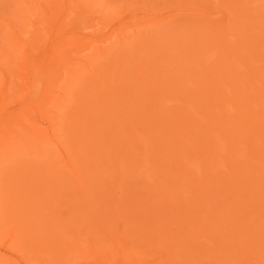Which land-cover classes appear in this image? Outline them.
Here are the masks:
<instances>
[{
  "label": "rangeland",
  "instance_id": "1",
  "mask_svg": "<svg viewBox=\"0 0 264 264\" xmlns=\"http://www.w3.org/2000/svg\"><path fill=\"white\" fill-rule=\"evenodd\" d=\"M19 13L24 17L17 19ZM5 33L7 41L11 40L6 45L2 41ZM0 54L4 55L3 59L0 57V264H227L220 254L214 259L212 253H206L208 243L214 241L211 233L217 229L221 231L219 227L223 228L226 223L220 234H226L231 244L238 239L240 245L232 254L236 256L234 264H264V110H261L264 108V0L258 5L252 0H0ZM96 76L100 80L90 85L89 81ZM211 77L214 81L208 83ZM27 80L31 81L30 85L37 83L40 88L33 98L24 90ZM205 81L212 85L208 87ZM226 85L233 93L225 90ZM146 86H149V94H143V90H148ZM31 89L33 92V87ZM95 97L99 101H95L96 104ZM246 110H250L249 113ZM251 111L255 115L250 114ZM235 112L241 113L242 117ZM20 120L23 126H19ZM185 122L189 124L184 126ZM157 124L161 126L158 132ZM223 127V130L228 128L227 133L222 131ZM73 128L75 132L72 133ZM194 130L197 134L191 138L190 132H196ZM245 131H248V137ZM214 132L219 140L215 139ZM253 135H261L260 139L255 137L261 141L258 143ZM197 137L201 144L193 141ZM139 138L144 142H139ZM29 142L34 150L28 147ZM141 143L149 146L147 153ZM112 148L116 149L113 151ZM168 151L169 154L162 158ZM34 161L41 165L40 168ZM100 161H103L102 165ZM161 161L164 168L160 166ZM64 173L67 179L57 180L59 174L63 178ZM78 177L83 183L77 181ZM99 180L103 183L100 184L101 192L95 193L94 187ZM80 184L89 192L86 201H99L98 212L103 214L94 216V221L92 214L86 217L77 213L85 199L75 197L76 189L67 196L71 187L76 185L79 189ZM150 189L155 191L151 193ZM53 195L61 197L55 199ZM149 198L160 200L153 203ZM253 198L258 202L254 203ZM203 200H210L206 207L200 206ZM54 201L55 206L52 205ZM136 206L146 209L142 211L143 216L126 222V217L133 215ZM211 206L219 207L218 211L212 209L210 214ZM122 207L125 211H121ZM241 208L245 210L241 212ZM224 212L226 218L220 215ZM148 213H158L155 226L150 224L148 229L149 238L158 239L151 243L146 240L142 246L132 241V232L145 229V214ZM187 214L195 222L188 223L184 218ZM76 217L81 223L75 226ZM249 221L255 222L252 223L254 227ZM67 224L73 227L74 235L65 228L69 227ZM234 231H239L235 232L236 236H233ZM90 232H94L92 252L86 246L89 237L85 234L90 235ZM63 235L66 239L60 243L58 240L61 239L56 236ZM244 235L252 240L247 236L246 242ZM227 240L226 243H230ZM74 241L84 253L80 258L76 257V251L65 250L64 245ZM157 243L167 245L161 247ZM136 244L140 248H136ZM249 244L251 250L247 249ZM170 245L179 246L178 258H183L184 262L181 263L180 258L174 261L172 250H168ZM242 247L250 251L246 258L239 255ZM90 252L94 254L90 255ZM238 255L242 258L240 261Z\"/></svg>",
  "mask_w": 264,
  "mask_h": 264
},
{
  "label": "bare ground",
  "instance_id": "2",
  "mask_svg": "<svg viewBox=\"0 0 264 264\" xmlns=\"http://www.w3.org/2000/svg\"><path fill=\"white\" fill-rule=\"evenodd\" d=\"M151 1H152V0H151ZM259 2H262V0H252V3H254V4L257 3V5L259 4ZM249 4H250V3H249ZM260 4H262V3H260ZM21 11H23V10H21ZM217 12H218V11H217ZM217 12H216V13H217ZM20 14L22 15L23 13H19V15L17 14L18 17H17V15H14V16H16L17 19H18V18H22V17H24V16L20 17ZM214 14H215V13H214ZM218 14H219V12H218ZM14 16H13V17H14ZM215 16H218V15H215ZM14 19H16V18H14ZM21 20H22V19H21ZM7 23H8V22H7ZM5 25H7V24H5ZM8 26H10V25H8ZM10 27H12V25H11ZM177 27H178V26H177ZM203 28H207V27H203ZM10 29H11V28H10ZM174 29H175V28H174ZM180 29H181V28H180ZM181 30H182V29H181ZM201 30H202V29H201ZM211 30H212V29H211ZM257 30H258V29H257ZM260 30H261V29H260ZM10 31H12V30H10ZM162 31H163V30H162ZM226 31H227V30H226ZM5 32H6V31H5ZM165 32H166V31H165ZM202 32H203V31H202ZM210 32H211V31H210ZM2 33H3V32H2ZM8 33H9V32H8ZM13 33H14V32H13ZM183 33H184V32H183ZM189 33H190V32H189ZM196 33H197V32H196ZM204 33H205V32H204ZM208 33H209V32H208ZM223 33H224V32H223ZM158 34H159V33H158ZM198 34H199V33H198ZM206 34H207V33H206ZM209 34H210V33H209ZM209 34H208V35H209ZM224 35H225V34H224ZM3 36H4V35H3ZM152 36H153V35H152ZM214 36H215V35H214ZM177 37H178V36H177ZM3 38H4V37H3ZM157 38H158V37H157ZM167 38H168V37H167ZM224 38H225V37H224ZM235 38H236V37H235ZM5 39H6V40H5ZM141 39H142V38H141ZM169 39H170V38H169ZM177 39H178V38H177ZM189 39H190V38H189ZM7 40H8V36L6 37V33H5V38H4V40L2 39V41L5 42V45H6V44H9V43L11 42V40H10V41H7ZM83 40H85V39H83ZM163 40H164V39H163ZM163 40H162V42H163ZM181 40H182V39H181ZM190 40H191V39H190ZM211 40H212V39H211ZM223 40H224V39H223ZM2 41H1V42H2ZM86 41H87V40H86ZM236 41H237V39H236ZM8 42H9V43H8ZM145 42H146V41H145ZM157 42L159 43V41H156L155 43H157ZM196 42H197V41H196ZM208 42H209V41H208ZM208 42H207V43H208ZM216 42H217V41H216ZM240 42H241V41H240ZM87 43H88V41H87ZM142 43H144V42H142ZM173 43H174V42H173ZM85 44H86V43H85ZM213 44H214V42H213ZM219 44H220V43H219ZM133 45H134V44H133ZM137 45H138V43H137ZM187 45H188V44H187ZM187 45H186V46H187ZM194 45H195V44H194ZM223 45H224V44H221V46H223ZM230 45H231V44H230ZM146 46H147V45H146ZM148 46H149V45H148ZM154 46H156V45H154ZM172 46H173V45H172ZM196 46H197V45H196ZM255 46H256V45H255ZM135 47H137V46H135ZM138 47H139V46H138ZM161 47H162V46H161ZM212 47H214V46H212ZM238 47H239V46H238ZM122 48H123V47H122ZM131 48H132V47H131ZM144 48H145V47H144ZM184 48H185V47H184ZM197 48H198V47H197ZM220 48H221V47H220ZM155 49H156V48H155ZM189 49H190V48H189ZM208 49H209V48H208ZM224 49H225V48H224ZM240 49H241V48H240ZM256 49H257V48H256ZM9 50H10V49H9ZM131 50H132V49H131ZM140 50H141V48H140ZM145 50H146V49H145ZM182 50H183V49H182ZM237 50H238V48H237ZM3 51H4V50H3ZM3 51H2V54H5ZM121 51H122V50H121ZM126 51H128V50L126 49ZM149 51H150V50H149ZM172 51H173V50H172ZM184 51H185V50H184ZM242 51H243V50H242ZM247 51H248V50H247ZM124 52H125V51H124ZM132 52H133V51H132ZM132 52H131V53H132ZM137 52H140V53H141V51H138V49H137ZM177 52H178V51H177ZM179 52H180V51H179ZM181 52H182V51H181ZM244 52H245V51H244ZM128 53H129V52H128ZM186 53H187V51H186ZM249 53H250V52H249ZM2 54H0V57H2V59H3V56H4V55L2 56ZM150 54H151V53H150ZM173 54H174V53H173ZM252 54H253V53H252ZM126 55H127V54H126ZM126 55H125V56H126ZM153 55H154V54H153ZM230 55H231V54H230ZM243 55H244V54H243ZM250 55H251V54H250ZM131 56H132V55H131ZM151 56H152V55H151ZM168 56H171V55H168ZM168 56H167V57H168ZM176 56H177V55H176ZM225 56H226V55H225ZM227 56H228V55H227ZM234 56H235V55H234ZM241 56H242V54H241ZM127 57H128V56H127ZM133 57H134V56H133ZM141 57H142V56H141ZM144 57H145V56H144ZM222 57H223V56H222ZM231 57H233V56L231 55ZM245 57H246V56H245ZM73 58H74V57H73ZM94 58H96V57H94ZM94 58H93V59H94ZM124 58H125V57H124ZM149 58H150V57H149ZM149 58H147V59H149ZM212 58H213V57H212ZM241 58H242V57H241ZM136 59H137V58H136ZM141 59H142V58H141ZM151 59H152V58H151ZM189 59H190V58H189ZM227 59H228V58H227ZM230 59H231V58H230ZM123 60H125V59H123ZM144 60H145V59H144ZM94 61H95V60H94ZM96 61H97V60H96ZM147 61H148V60H147ZM152 61H153V60H152ZM168 61H169V60H168ZM130 62H131V61H130ZM134 62H135V60H134ZM141 62H143V61H141ZM155 62H156V61H155ZM144 63H145V62H144ZM160 63H161V62H160ZM194 63H195V62H194ZM131 64H132V63H131ZM141 64H143V63H141ZM141 64H140V65H141ZM149 64H150V63H149ZM155 64H156V63H155ZM172 64H173V62H172ZM143 65H144V64H143ZM166 65H167V64H166ZM99 66H100V65H99ZM112 66H113V65H112ZM114 66H115V64H114ZM137 66H138V68L140 67L139 64H138ZM141 66H142V65H141ZM149 66H150V65H149ZM158 66H159V65H158ZM169 66H170V65H169ZM183 66H184V65H183ZM210 66H211V64H210ZM96 67H97V66H96ZM130 67H131V66H130ZM193 67H194V65H193ZM193 67H192V68H193ZM116 68H117V67H116ZM116 68H115V69H116ZM146 68H148V67H146ZM152 68H153V67H152ZM212 68H213V67H212ZM98 69H99V68H98ZM113 69H114V68H113ZM136 69H137V68H136ZM144 69H145V68H144ZM148 69H149V68H148ZM172 69H173V68H172ZM216 69H217V68H216ZM125 70H126V69H125ZM158 70H159V69H158ZM201 70H202V69H201ZM217 70H218V69H217ZM97 71H98V70H97ZM134 71H135V70H134ZM188 71H189V69H188ZM195 71H197V70H195ZM207 71H208V70H207ZM93 72H94V71H93ZM100 72H101V71H100ZM115 72H116V71H115ZM132 72H133V69H132ZM135 72H136V71H135ZM135 72H134V73H135ZM146 72H147V71H146ZM181 72H182V71H181ZM225 72H226V70H225ZM228 72H229V71H228ZM53 73H54V72H53ZM98 73H99V72H98ZM117 73H118V72H117ZM123 73H124V72H123ZM157 73H158V72H157ZM159 73H160V72H159ZM163 73H164V72H163ZM106 74H107V73H106ZM176 74H177V73H176ZM229 74H230V72H229ZM229 74H228V75H229ZM232 74H234V73H232ZM232 74H231V75H232ZM94 75H95V74H94ZM188 75H189V73H188ZM220 75H221V74H220ZM231 75H230V76H231ZM37 76H38V75H37ZM105 76H106V75H105ZM176 76H177V75H176ZM179 76H180V75H179ZM212 76H213V75H212ZM214 76H215V75H214ZM30 77H31V76H30ZM30 77H29V78H30ZM98 77H99V76L94 77V80H93L92 82H91V80H90V81H89L90 85H94L95 82L99 81V80H100V77H99V78H98ZM112 77H113V76H112ZM151 77H152V76H151ZM163 77H164V75H163ZM163 77H162V79H163ZM216 77H218V75H217ZM227 77H228V76H227ZM234 77H235V76H234ZM91 78H92V77H91ZM95 78H96V79H95ZM103 78H104V77H103ZM105 78H106V77H105ZM113 78H114V77H113ZM120 78H121V77H120ZM139 78H140V77H139ZM197 78H199V77H197ZM33 79H36V78H33ZM88 79H89V78H88ZM168 79H169V78H168ZM171 79H172V78H171ZM208 79H209V82H208V83H210V80H211V81H214V80H212V77H211V78H208ZM229 79H230V78H229ZM229 79H228V80H229ZM29 80H30V79H29ZM29 80H27V82H26L28 85H27V84H26L27 86L24 85V87L26 86V87L24 88V90H25V91H28V92H27V95H29V97H32V98H33L35 95L38 94L37 92L40 91V90H39L40 88H39L38 84H37L35 81H33V82L36 83V84H31V85H30L29 82L31 83V81H29ZM39 80H40V79H39ZM51 80H52V79H51ZM102 80H103V79H102ZM102 80H101V81H102ZM121 80H122V79H121ZM152 80H153V79H152ZM152 80H151V81H152ZM154 80H155V78H154ZM156 80H157V79H156ZM174 80H175V79H174ZM204 80H205V79H204ZM228 80H227V81H228ZM230 80H232V79H230ZM240 80H241V79H240ZM86 81H87V80H86ZM113 81H114V80H113ZM148 81H149V80H148ZM157 81H158V80H157ZM157 81H156V82H157ZM163 81H164V80H163ZM170 81H171V80H170ZM198 81H199V80H198ZM216 81H217V79H216ZM218 81H220V79H219ZM154 82H155V81H154ZM154 82H153V83H154ZM175 82L178 83L177 80H175ZM196 82H197V81H196ZM196 82H195V83H196ZM201 82H202V81H201ZM221 82H222V81H221ZM232 82H233V80H232ZM234 82H235V81H234ZM234 82H233V83H234ZM239 82H240V81H239ZM125 83H126V82H125ZM137 83H139V82H137ZM148 83H150V82H148ZM167 83H169V82H167ZM205 83H207V81H205ZM205 83H202L203 87H204V86L206 87V84H205ZM208 83H207V84H208ZM219 83H220V82H219ZM115 84H116V82H115ZM160 84H162V83H160ZM190 84H191V83H190ZM200 84H201V83H200ZM215 84H216V83H215ZM88 85H89V84H88ZM105 85H106V84H105ZM126 85H127V84H126ZM154 85H155V84H154ZM156 85H159V84H156ZM186 85H187V84H186ZM191 85H192V84H191ZM210 85H212V84H210ZM210 85L208 84L207 86L210 87ZM219 85H220V84H219ZM229 85H230V84H229ZM86 86H87V85H86ZM86 86H85V87H86ZM119 86H120V85H119ZM138 86H139V85H137V87H138ZM150 86H151V85H150ZM192 86H196V85L193 84ZM226 86H227V85H226ZM29 87H30V88H29ZM32 87H33V90H34L33 92L30 91V90H32V89H31ZM88 87H89V86H88ZM90 87H91V86H90ZM122 87H123V86H122ZM124 87H125V86H124ZM132 87H133V86H132ZM132 87H131V89H132ZM146 87H147V86H146ZM148 87H149V86H148ZM148 87H147V88H148ZM28 88H29L30 90H28ZM152 88H153V90H152V89H151V90H152L153 92H155V91H154L155 88H154V87H152ZM158 88H159V87H158ZM160 88L162 89V86H160ZM187 88H188V86H187ZM189 88L192 89L191 87H189ZM189 88H188V89H189ZM214 88H215V87H214ZM216 88H217V87H216ZM224 88H225V90H228L229 92L233 93V91H231L230 88H229L228 86H227V87H224ZM224 88H223V89H224ZM231 88H232V87H231ZM236 88H237V86H236ZM82 89H84V86H82ZM87 89H88V88H87ZM98 89H99V88H98ZM119 89H120V88H119ZM133 89H134V88H133ZM195 89H196V87H195ZM199 89H200V88H199ZM234 89H235V88H234ZM84 90H85V89H84ZM88 90H89V89H88ZM106 90H107V89H106ZM134 90L137 91L136 89H134ZM134 90H133V91H134ZM138 90H139V89H138ZM145 90H146V89H145ZM151 90H150V91H151ZM168 90H169V89H168ZM173 90H174V89H173ZM202 90H204V89L202 88ZM213 90H214V89H213ZM216 90H217V89H216ZM148 91H149V88H148V90H146V91L143 90V94H144L145 92H146L147 94H149ZM169 91H170V90H169ZM192 91H193V89H192ZM209 91H210V90H209ZM214 91H215V90H214ZM92 92H93V91H92ZM97 92H98V91H97ZM97 92H96V93H97ZM100 92H102V90L98 92L99 95H100ZM141 92H142V91H141ZM164 92H165V91H164ZM173 92H174V91H173ZM189 92L191 93V91H189ZM203 92H204V91H203ZM219 92H220V91H219ZM25 93H26V92H24V94H25ZM36 93H37V94H36ZM88 93H89V92H88ZM88 93H87V94H88ZM120 93H121V92H120ZM162 93H163V92H162ZM187 93H188V92H187ZM187 93H186V94H187ZM204 93H205V92H204ZM204 93H203V95H204ZM206 93H207V90H206ZM217 93H218V92H217ZM235 93H237V92H235ZM46 94H47V93H46ZM138 94H139V93H138ZM188 94H189V93H188ZM201 94H202V93H201ZM207 94H208V93H207ZM207 94H206V95H207ZM211 94H212V93H210V95H211ZM213 94H214V93H213ZM229 94H230V93H229ZM84 95H85V94H84ZM92 95H93V94H92ZM97 95H98V94H97ZM116 95H117V94H116ZM131 95H132V94H131ZM145 95H146V94H145ZM198 95H199V94H198ZM203 95H202V96H203ZM210 95H208V97H209ZM214 95H216V94H214ZM232 95H233V94H232ZM124 96H125V95H124ZM146 96H147V95H146ZM151 96H152V95H151ZM200 96H201V95H200ZM217 96H219V95H217ZM222 96H223V95H222ZM126 97H127V96H126ZM191 97H192V96H191ZM220 97H221V96H220ZM220 97H219V98H220ZM227 97H228V96H227ZM232 97H234V95H233ZM92 98H93V97H92ZM102 98H103V97H102ZM145 98H147V97H145ZM148 98H149V97H148ZM197 98H198V96H197ZM204 98L206 99L207 97H204ZM210 98H211V97H210ZM229 98H230V97H229ZM235 98H236V97H235ZM242 98H243V97H242ZM242 98H241V99H242ZM252 98H253V97H252ZM23 99H24V98H23ZM156 99H157V98H156ZM188 99L190 100V98H188ZM216 99H217V98H216ZM225 99H226V98H225ZM93 100H94V103H95V104H96V102H97V103L99 102V101H97V100H98V97H95ZM120 100H121V99H120ZM195 100H196V99H195ZM199 100H200V99H199ZM251 100H253V99H251ZM95 101H96V102H95ZM179 101H180V100H179ZM202 101H203V100H202ZM204 101H205V100H204ZM213 101H214V100H213ZM88 102H89V100H88ZM88 102H87V103H88ZM121 102H122V101H121ZM196 102H197V100H196ZM231 102H232V101H231ZM105 103H106V102H105ZM191 103H193V102H191ZM203 103H204V102H203ZM246 103H248V102H246ZM251 103H253V102H251ZM251 103H250V104H251ZM255 103H256V102H255ZM260 103H261V102H260ZM90 104H91V103H90ZM208 104H209V103H208ZM212 104H213V103H212ZM215 104H216V103H215ZM215 104H214V105H215ZM235 104H236V103H235ZM257 104H258V103H257ZM144 105H146V104H144ZM185 105H186V104H185ZM228 105H229V104H228ZM236 105H237V104H236ZM242 105H243V104H242ZM252 105H253V104H252ZM126 106H127V104H126ZM126 106H125V107H126ZM152 106H153V105H152ZM183 106H184V105H183ZM197 106H198V105H197ZM239 106H240V105H239ZM91 107H92V106H91ZM100 107H101V105H100ZM102 107H103V106H102ZM212 107H213V106H212ZM234 107H235V106H234ZM250 107H251V105H250ZM142 108H143V106H142ZM145 108H146V107H145ZM152 108H154V107H152ZM245 108H246V107H245ZM252 108H253V107H252ZM260 108H261V107H260ZM100 109H101V108H100ZM148 109H149V108H148ZM150 109H151V108H150ZM183 109H184V108H183ZM88 110H89V109H88ZM88 110H87V111H88ZM101 110H102V109H101ZM152 110H153V109H152ZM180 110H181V109H180ZM238 110H239V109H238ZM261 110H264V108L261 109ZM98 111H99V110H98ZM239 111H240V110H239ZM239 111H238V112H239ZM246 111H248V110H246ZM249 111H250V110H249ZM249 111H248V113H249ZM256 111H257V110H256ZM119 112H120V111H119ZM124 112H126V110H125ZM146 112H148V111H146ZM201 112H202V111H201ZM238 112H235V114H237ZM242 112H243V111H242ZM244 112H245V110H244ZM263 112H264V111H263ZM112 113H113V112H112ZM184 113H185V112H184ZM206 113H207V112H206ZM212 113H214V112H212ZM251 113L254 114L255 112L253 113V112L251 111L250 114H251ZM96 114H97V113H96ZM136 114H137V113H136ZM147 114H148V113H147ZM238 114H239V113H238ZM85 115H86V114H85ZM133 115H134V114H133ZM239 115H241V117H242V114H241V113H240ZM248 115H249V114H248ZM254 115H255V114H254ZM118 116H119V115H118ZM123 116H124V115H123ZM225 116H226V115H225ZM231 116H232V115H231ZM243 116L246 117V115H244V114H243ZM249 116H250V115H249ZM252 116H253V115H252ZM98 117H99V116H98ZM115 117H116V115H115ZM131 117H132V115H131ZM134 117H135V116H134ZM236 117H237V116H236ZM241 117H240V118H241ZM253 117H254V116H253ZM68 118H70V117H68ZM117 118H118V117H117ZM189 118H190V117H189ZM205 118H206V117H205ZM205 118H204V119H205ZM223 118H224V117H223ZM232 118H233V117H232ZM234 118H235V116H234ZM92 119H93V118H92ZM92 119H91V120H92ZM153 119H154V118H153ZM191 119H192V118H191ZM194 119H195V118H194ZM202 119H203V118H202ZM207 119H208V118H207ZM225 119H227V117H226ZM245 119H246V118H245ZM83 120H84V119H83ZM86 120H87V119H86ZM187 120H188V119H187ZM197 120H198V119H197ZM240 120H242V119H240ZM17 121H18V120H17ZM74 121H75V120H74ZM84 121H85V120H84ZM89 121H90V120H89ZM154 121H157V120H154ZM195 121H196V120H195ZM198 121H199V120H198ZM202 121H203V120H202ZM242 121H244V120H242ZM242 121H241V122H242ZM259 121H260V120H259ZM20 122H21V120H20ZM103 122H104V121H103ZM109 122H110V121H109ZM111 122H112V121H111ZM236 122H237V121H236ZM238 122H239V121H238ZM238 122H237V123H238ZM257 122H258V120H257ZM77 123H78V122H77ZM113 123H114V122H113ZM127 123H128V122H127ZM157 123H160V121L157 122ZM191 123H192V122H191ZM195 123H197V122H195ZM226 123H227V121H226ZM248 123H249V122H248ZM253 123H254V122H253ZM253 123H252V125H253ZM263 123H264V122H263ZM80 124H81V123H80ZM100 124H101V123H100ZM110 124H111V123H110ZM118 124H119V122H118ZM124 124H125V123H124ZM187 124H189V123H187ZM187 124H186V122H185L184 126L187 125ZM205 124H206V123H205ZM258 124H260V123H258ZM261 124H262V123H261ZM72 125H73V124H72ZM77 125H78V124H77ZM114 125H115V124H114ZM127 125H128V124H127ZM131 125H132V124H131ZM161 125H162V124H161ZM232 125L234 126L235 124H232ZM240 125H241V124H239V126H240ZM242 125H243L244 128H245L246 125L244 124V122H242ZM242 125H241V126H242ZM248 125H249V124H248ZM252 125H251V126H252ZM17 126H18V125H17ZM19 126H23V123H22V122L19 123ZM19 126H18V127H19ZM106 126H107V125H106ZM112 126H113V125H112ZM151 126H152V125H151ZM202 126H203V125H202ZM206 126H207V125H206ZM223 126H224V125H223ZM225 126H226V124H225ZM230 126H231V125H229V128H230ZM253 126H254V125H253ZM114 127H115V126H114ZM123 127H124V126H123ZM130 127H131V126H130ZM152 127H153V126H152ZM160 127H161V126H159V124H157V125L155 126L157 132L160 130ZM188 127H189V126H188ZM190 127H192V126H190ZM209 127H211V126L209 125ZM220 127H222V126H220ZM220 127H219V128H220ZM227 127H228V126H227ZM71 128H72V127H71ZM179 128H181V127H179ZM182 128H183V127H182ZM184 128H186V127H184ZM184 128H183V129H184ZM199 128H200V126H199ZM199 128H198V129H199ZM201 128H203V127H201ZM231 128L233 129V127H231ZM240 128H243V127H240ZM84 129H85V127H84ZM89 129H90V128H89ZM105 129H106V128H105ZM107 129H108V128H107ZM107 129H106V130H107ZM129 129H130V128H129ZM186 129H187V128H186ZM189 129H190V128H189ZM194 129H195V128H194ZM198 129H196V130L198 131ZM205 129H206V128H205ZM223 129H224V127L222 128V131H223V132H226V131L228 130V128L225 129V130H223ZM234 129H235V128H234ZM263 129H264V128H263ZM108 130H109V129H108ZM115 130H116V128H115ZM117 130H118V129H117ZM134 130H135V127H134ZM134 130H133V131H134ZM196 130H194V131H196ZM213 130H214V129H213ZM240 130H241V129H240ZM240 130H238V131H240ZM244 130H247V129L245 128ZM244 130H243V131H244ZM102 131H103V130H102ZM109 131H110V130H109ZM136 131H137V130H136ZM145 131H146V130H145ZM183 131H184V130H183ZM188 131H189V130H188ZM197 131H196V132H190L191 138H192V136L195 135V133L197 134ZM200 131H201V130H200ZM203 131H205V130H203ZM217 131H218V130H217ZM217 131H216V133H217ZM222 131H221V132H222ZM233 131H235V130H233ZM253 131H254V129H253ZM253 131H252V132H253ZM257 131L260 132V130H257ZM257 131H256V133H257ZM73 132H75L74 128H73L72 133H73ZM85 132H86V131H85ZM134 132H135V131H134ZM155 132H156V131H155ZM177 132H178V131H177ZM205 132H206V131H205ZM208 132H209V131H208ZM229 132H230V131H229ZM236 132H237V131H236ZM26 133H27V132H26ZM33 133H34V132H33ZM33 133L30 132L31 135H34ZM88 133H89V132H88ZM141 133H142V132H140V134H141ZM163 133H164V132H163ZM178 133H179V132H178ZM180 133H181V132H180ZM188 133H189V132H188ZM206 133H207V132H206ZM214 133H215V132H214ZM216 133L214 134V137H215ZM226 133H227V132H226ZM230 133H231V132H230ZM238 133H239V132H238ZM241 133H242V132H241ZM241 133H240V134H241ZM245 133L247 134V135H245V136L248 137V134H249L248 131H245ZM245 133H244V134H245ZM83 134H84V133H83ZM116 134H117V133H116ZM173 134H174V133H173ZM175 134H177V133L175 132ZM199 134H200V133H199ZM212 134H213V133H212ZM218 134H219V133H218ZM235 134H236V133H235ZM253 134H254V133H253ZM263 134H264V133H263ZM26 135H27V134H26ZM100 135H102V134H100ZM110 135H112V133H111ZM132 135H134V134H132ZM137 135H139V134H137ZM144 135H145V134H144ZM147 135H148V134H147ZM151 135H152V134H151ZM169 135H170V134H169ZM186 135H189V134H187V132H186ZM190 135H189V137H190ZM201 135H202V133H201ZM233 135H234V133H233ZM73 136H74V135H73ZM149 136H150V135H149ZM170 136H171V135H170ZM179 136H180V135H179ZM183 136H185L184 133H183ZM197 136H198V135H197ZM212 136H213V135H212ZM223 136H224V135H223ZM228 136H229V134H228ZM228 136H227V137H228ZM236 136H238V135H236ZM251 136H252V134H251ZM256 136L260 139V136H261V135H256ZM256 136H255V137H256ZM107 137H108V136H107ZM140 137H141V135H140ZM142 137H143V133H142ZM147 137H148V136H147ZM176 137H177V136H176ZM189 137L187 136V138H189ZM210 137H211V135H210ZM218 137H219V136H218ZM229 137H231V136H229ZM241 137H242V135H241ZM241 137H240V138H241ZM247 137H246V138H247ZM253 137H254V135H253ZM255 137H254V139L257 138V137L255 138ZM35 138H37V137H35ZM73 138H74V137H73ZM96 138H97V136H96ZM143 138H145V137H143ZM180 138H181V137H180ZM202 138H203V137H202ZM216 138H217V136L215 137V139H216ZM234 138L236 139V137H234ZM240 138H239V139H240ZM261 138H262V137H261ZM80 139H81V137H80ZM82 139H83V138H82ZM115 139H116V138H115ZM136 139H137V138H136ZM140 139H142V138H139V142L141 141ZM148 139H149V138H148ZM167 139H168V137H167ZM172 139H173V136H172ZM183 139H184V138H183ZM189 139H190V138H189ZM193 139H194V138H193ZM210 139H211V138H210ZM217 139H218V138H217ZM93 140H94V139H93ZM137 140H138V139H137ZM190 140H191V139H190ZM211 140H212V139H211ZM218 140H219V139H218ZM231 140H232V139H231ZM236 140H237V139H236ZM243 140H244V139H243ZM251 140H253V139L251 138ZM251 140H250V141H251ZM256 140H257V142H258V139H256ZM113 141H114V140H113ZM117 141H119V140H117ZM142 141L144 142V139H143ZM142 141H141V142H142ZM174 141H175V140H174ZM174 141H173V142H174ZM179 141H180V140H179ZM193 141H195V143H196V141H197V142H200V144H201V142H202V141H200L199 137L195 138ZM203 141H204V140H203ZM247 141L249 142V140H247ZM260 141H261V140H260ZM260 141H259V142H260ZM81 142H82V141H81ZM119 142H120V141H119ZM139 142H138V143H139ZM145 142H146V141H145ZM183 142H184V141H183ZM216 142H217V141H216ZM232 142H234V140H232ZM240 142H241V141H240ZM242 142H243V141H242ZM259 142H258V143H259ZM136 143H137V141H136ZM168 143H170V142H168ZM178 143H179V142H178ZM203 143H205V142H203ZM243 143H244V142H243ZM243 143H242V144H243ZM245 143H246V142H245ZM245 143H244L243 145H244V146H247V145H245ZM254 143H255V142H254ZM111 144H113V143H111ZM111 144H110V146H111ZM114 144H116V142H115ZM192 144H193V143H192ZM197 144H198V143H197ZM208 144H209V143H208ZM236 144H237V143H236ZM242 144H241V146H242ZM246 144H247V143H246ZM255 144H256V143H255ZM263 144H264V143H263ZM263 144H262V145H263ZM27 145H28L29 148H31L30 150H32V149L34 148V147H32V144H31L30 142H29ZM139 145H140V144H139ZM169 145H170V144H169ZM179 145H180V144H179ZM204 145H206V144H204ZM250 145H251V144H250ZM257 145H258V144H257ZM262 145H261V146H262ZM117 146H118V144H117ZM143 146H144V147H143ZM200 146H201V145H200ZM200 146H199V147H200ZM211 146H212V145H211ZM211 146H210V147H211ZM108 147H109V146H108ZM141 147H143L142 149H145V150H146L145 152L147 153V150H148L147 147L149 148V146L147 145V143H143V144L141 143ZM141 147H140V148H141ZM197 147H198V146H197ZM205 147H206V146H205ZM208 147H209V146H208ZM208 147H207V149H208ZM234 147H235V146H234ZM256 147H257V146H256ZM258 147H259V146H258ZM262 147H264V146H262ZM100 148H102V147H100ZM166 148H167V147H166ZM203 148H204V146H203ZM34 149H35V148H34ZM34 149H33V150H34ZM109 149H110V148H109ZM112 149H113V148H112ZM115 149H116V148H115ZM115 149H113V151H114ZM198 149H201V148H198ZM205 149H206V148H205ZM212 149H213V148H212ZM221 149H222V148H221ZM245 149H247V147H246ZM256 149H257V148H256ZM37 150H38L37 153L40 152V153H38V155L41 154V150H40L39 147L37 148ZM121 150H122V149H121ZM163 150H164V149H163ZM203 150H204V149H203ZM113 151H112V152H113ZM166 151H167V150H166ZM219 151H220V150H219ZM223 151H224V150H223ZM262 151H263V149H262ZM262 151H261V152H262ZM101 152H102V151H101ZM115 152H116V151H115ZM162 152H163V151H162ZM173 152H174V151H173ZM205 152H206V151H205ZM257 152H258V151H257ZM86 153H87V152H86ZM109 153H110V152H109ZM146 153H145V154H146ZM156 153H157V152H156ZM35 154H36V153H35ZM117 154H120V152H117ZM168 154H169V151L167 152V154H166V152H165V153L162 155L163 157H162V156H161V157L164 158V157H166ZM206 154H209V151H208V153H206ZM110 155H111V153H110ZM113 155H114V154H113ZM129 155H130V154H129ZM164 155H165V156H164ZM43 156L45 157V155H43ZM78 156H79V154H78ZM83 156H85V155H83ZM83 156H82V157H83ZM100 156H101V155H100ZM100 156H99V157H100ZM108 156H109V155H108ZM111 156H112V155H111ZM123 156H125V153H124ZM133 156H134V155H133ZM246 156H247V155H246ZM259 156H260V155H259ZM87 157L89 158V156H87ZM95 157H96V156H95ZM112 157H113V156H112ZM126 157H127V156H126ZM209 157H211V160H212V156H211V154L209 155ZM77 158H78V157H77ZM129 158H130V156H129ZM162 158H161V159H162ZM232 158L234 159V157H232ZM259 158H260V157H259ZM78 159H80V158H78ZM96 159H97V158H96ZM209 159H210V158H209ZM27 160H28V159H27ZM80 160H81V159H80ZM91 160H92V159H91ZM101 160H102V159H101ZM207 160H208V159H207ZM254 160H255L256 163L258 162V161H256V159H254ZM258 160H259V159H258ZM261 160H263V159L261 158ZM31 161H32V160H31ZM36 161H37V160H36ZM44 161H45V160H44ZM81 161H82V160H81ZM84 161H85V160H84ZM28 162H29V161H28ZM47 162H48V161H47ZM79 162H80V161H79ZM100 162H101V161H100ZM207 162H209V160H208ZM253 162H254V161H253ZM263 162H264V161H262V163H263ZM31 163H32V162H31ZM54 163H55V162H54ZM57 163H58V162H57ZM65 163H66V162H65ZM82 163H83V162H82ZM94 163H95V162H94ZM102 163H103V161L101 162V165H102ZM104 163H105V162H104ZM109 163H110V162H109ZM160 163H162V161H161ZM245 163H246V162H245ZM41 164H42V162H41ZM44 164H45V163H44ZM51 164H53V163H51ZM203 164H204V163H203ZM210 164H211V163H210ZM258 164H259V162H258ZM260 164H261V163H260ZM34 165H36L37 167L41 166L40 164H39V165L36 164L35 161H34ZM54 165H55V164H54ZM56 165H57V164H56ZM95 165H96V164H95ZM110 165H111V164H110ZM192 165H193V164H192ZM194 165H195V164H194ZM194 165H193V166H194ZM199 165H200V164H199ZM199 165H198V166H199ZM232 165H233V164H232ZM235 165H236V164H235ZM238 165H239V163H238ZM256 165H257V164H256ZM256 165H255L254 168H256ZM66 166H67V164H66ZM88 166H89V165H88ZM88 166H86V168H87ZM92 166H93V165H92ZM106 166H107V165H106ZM112 166H113V165H112ZM121 166H122V165H121ZM160 166H162V168H164L163 163L160 164ZM241 166H242V165H241ZM90 167H91V166H90ZM100 167H101V166H100ZM195 167H196V166H195ZM39 168H40V167H39ZM43 168H44V167H43ZM51 168L53 169V165H52ZM51 168H50V170H51ZM200 168H201V167H200ZM212 168H213V167H212ZM262 168H263V167H262ZM48 169H49V168H48ZM48 169H47V174H48V172H49ZM94 169H95V168H94ZM107 169H109V167H108ZM160 169H161V168H160ZM232 169H233V168H232ZM257 169H258V168H257ZM259 169H260V168H259ZM32 170H33V169H32ZM62 170H63V169H62ZM87 170H88V168H87ZM102 170H103V169H101V171H102ZM161 170H162V169H161ZM166 170H167V169H166ZM210 170H211V169H210ZM212 170H213V169H212ZM22 171H23V170H22ZM37 171H38V170H37ZM37 171H36V172H37ZM45 171H46V170H45ZM89 171H92V170L90 169ZM89 171H88V172H89ZM94 171H95V170H94ZM94 171H93V172H94ZM104 171H105V169H104ZM251 171H252V170H251ZM40 172H41V170H40ZM42 172H43V170H42ZM42 172H41V173H42ZM50 172H51V171H50ZM86 172H87V171H86ZM144 172H145V171H144ZM200 172H201V171H200ZM200 172H199V173H200ZM22 173H23V172H22ZM44 173H45V172H44ZM61 173H62V172H61ZM90 173H91V172H90ZM133 173H135V172H133ZM165 173H166V172H165ZM199 173H198V175H199ZM214 173H215V172H214ZM235 173H236V172H235ZM62 174H63V173H62ZM100 174H101V173H100ZM135 174H137V173H135ZM135 174H134V175H135ZM168 174H169V173H168ZM212 174H213V173H212ZM57 175H58V174H57ZM64 175H65V173H64ZM77 175H78V174H77ZM134 175H133V176H134ZM147 175H148V174H147ZM198 175H197V176H198ZM226 175H227V174H226ZM236 175H237V174H236ZM239 175H240V174H239ZM28 176H29V175H28ZM45 176H46V175H45ZM45 176L43 175V177H45ZM50 176H51V175H50ZM62 176H63V175H62ZM65 176H66V177H65ZM65 176H63V178H64V179H63V178L60 176V174H59V176H58L59 179H58V177L55 175V177H57V180H59V181H61V180H62V181H65V180L67 179V175H65ZM73 176H74V174H73ZM84 176H86V175H84ZM91 176H92V175H91ZM96 176H97V175H96ZM96 176H95V177H96ZM135 176H136V175H135ZM148 176H149V175H148ZM52 177H53V176H52ZM55 177H53V178L55 179ZM87 177H88V176H87ZM89 177H90V175H89ZM100 177H101V176H100ZM131 177H132V176H131ZM259 177H261V176H259ZM48 178H49V177H48ZM65 178H66V179H65ZM101 178H102L103 181H104V178H103V177H101ZM126 178H127V176H126ZM151 178H152V177H150V179H151ZM184 178H185V177L183 176V179H184ZM235 178H236V177H235ZM262 178H264V176H263ZM78 179H79V177L77 178V181H78L79 183H83V182H80ZM86 179H88V178H86ZM147 179H149V178H147ZM167 179H168V178H167ZM231 179H232V178H231ZM28 180H29V179H28ZM41 180H42V179H41ZM44 180H45V179H44ZM44 180H43V181H44ZM55 180H56V179H55ZM73 180H74V178H73ZM151 180H152V179H151ZM151 180H150V181H151ZM159 180H160V179H159ZM161 180H162V179H161ZM235 180H236V179H235ZM257 180H258V179H257ZM259 180H261V179H259ZM262 180H263V179H262ZM51 181H52V180H51ZM88 181H89V180H88ZM88 181H87V182H88ZM91 181H92V180H91ZM263 181H264V180H263ZM52 182H53V181H52ZM56 182H57V181H56ZM67 182H69V181L67 180ZM95 182H96V179H95ZM156 182H157V181H156ZM166 182H167V180H166ZM169 182H170V180H169ZM234 182H235V181H234ZM258 182H259V181H258ZM258 182H256V183H258ZM17 183H18V182H17ZM58 183H59V182H58ZM63 183H64V182H63ZM85 183H86V182H85ZM88 183H89V182H88ZM147 183H148V182H147ZM151 183H152V182H151ZM158 183H159V182H158ZM171 183H172V185H176V184H175L176 182H171ZM65 184H66V183H65ZM65 184H64V185H65ZM77 184H78V183H77ZM100 184H101V182H100V180H99L98 183H97V185L94 187V192H95V193H97V192H101V191H99V190H101V188H102L101 185H103V183H102L101 185H100ZM148 184H149V183H148ZM153 184H154V183H153ZM153 184H152V185H153ZM156 184H157V183H156ZM210 184H211V183H210ZM24 185H25V184H24ZM94 185H95V184H94ZM131 185H132V184H131ZM134 185H135V183H134ZM152 185H151V186H152ZM159 185H160V184H159ZM161 185H162V184H161ZM163 185H164V184H163ZM163 185H162V186H163ZM80 186H81V187H79V189L77 188L76 185H75V187H74V186L71 187V188L69 189V190H71V191H69V194H68L67 196H71V192H73V191L76 189V190H75V192H76L75 197H76V198H82L83 201H84L85 198L88 199V198H87V195H88L87 193H89V192H88V191L86 192V191L84 190V185H83V184H82V185L80 184ZM162 186H160L161 189H162ZM205 186H206V185H205ZM228 186H229V185H228ZM41 187H42V186H41ZM41 187H40V188H41ZM98 187H99V189H98ZM129 187H130V186H129ZM154 187H155V186H154ZM164 187H166V186L164 185ZM61 188H62V187H61ZM152 188H153V187H152ZM156 188H157V187H156ZM166 188H167V190L169 189L168 187H166ZM166 188H165V189H166ZM175 188H176V187H175ZM175 188H171V189L174 190ZM255 188H256V187H254V189H255ZM54 189H55V188H54ZM59 189H60V187H59ZM116 189H117V188H116ZM119 189H120V188H119ZM145 189H146V188H145ZM176 189H177V188H176ZM178 189H179V188H178ZM178 189H177V190H178ZM181 189H182V188H181ZM224 189H225V188H224ZM227 189H228V187H227ZM157 190H158V189H157ZM163 190H164V189H163ZM116 191H117V190H116ZM149 191H151V193H152V192H154L155 190L150 189ZM149 191H148V192H149ZM164 191H165V190H164ZM164 191H163V192H164ZM233 191H234V190H233ZM236 191H237V190H236ZM251 191H252V190H251ZM37 192H38V191H37ZM48 192H49V191H48ZM55 192H56V191H55ZM134 192H135V191H134ZM134 192H133V193H134ZM161 192H162V191H161ZM168 192H169V191H168ZM31 193H32V192H31ZM137 193H138V192H137ZM141 193H142V191H141ZM166 193H167V191H166ZM174 193H175V192H174ZM233 193H234V192H233ZM245 193H247V192H245ZM40 194H41V193H40ZM138 194H140V193H138ZM142 194H143V193H142ZM148 194H149V193H148ZM175 194H176V193H175ZM228 194H229V192H228ZM256 194H257V193H256ZM47 195H48V194H47ZM99 195H101V194H99ZM122 195H123V194H122ZM129 195H130V194H129ZM136 195H137V194H136ZM145 195H146V194H145ZM159 195H160V194H159ZM198 195H199V194H198ZM231 195H232V193H231ZM236 195H237V194H236ZM55 196H56V195H53L52 197H54L55 199L61 197L60 195H57L58 197H55ZM97 196H98V195H97ZM131 196H132V195H131ZM141 196H142V195H141ZM167 196H168V195H167ZM223 196H224V195H223ZM263 196H264V195H263ZM263 196H262V197H263ZM123 197H125V196L123 195ZM135 197H136V196H135ZM146 197H147V196H146ZM160 197H161V195H160ZM178 197H180V196H178ZM224 197H226V196H224ZM237 197H238V196H237ZM46 198H47V197H46ZM50 198H51V197H50ZM76 198H75V199H76ZM161 198H164V197H161ZM166 198H167V197H166ZM187 198H188V197H187ZM221 198H222V197H221ZM255 198H256V197H255ZM44 199H45V198H44ZM62 199H63V198H62ZM82 199H81V200H82ZM86 199H85V201H84V205L80 206V205L78 204V205L80 206L81 209L79 208V210L77 211V213L79 214V216H80V215H83V216H86V217L92 214V215H91L92 218H93L92 220L94 221V216L100 217V216L103 214V213H101L102 211L98 212L99 201H98L97 199H96V200H95V199H94V200L91 199V200L86 201ZM119 199H120V198H119ZM131 199H132V198H131ZM139 199H140V198H138V200H139ZM144 199H145V198H144ZM164 199H165V198H164ZM164 199H163V200H164ZM182 199H183V198H182ZM210 199L212 200V198H210ZM219 199H220V198H219ZM222 199H224V198H222ZM244 199H245V198H244ZM256 199H257V198H256ZM260 199H262V198L260 197ZM260 199H258V200H260ZM38 200H39V199H38ZM47 200H48V198H47ZM125 200H126V199H125ZM148 200H150V201L152 200V202L154 201L155 203H157L156 200L158 201V200H160V199H156V200H154V199H152V198H149ZM163 200H162V201H163ZM184 200H185V199H184ZM184 200H182V201H184ZM201 200H202V199H201ZM206 200H208V199H206ZM233 200H234V199H233ZM233 200H232V201H233ZM262 200H263V199H262ZM33 201H34V200H33ZM55 201H56V200H55ZM55 201H54L53 204H52L53 206L56 205ZM76 201H77V199H76ZM78 201H79V200H78ZM132 201H133V200H132ZM145 201H146V200H145ZM165 201H166V199H165ZM209 201H210V200H209ZM209 201H208V202H209ZM215 201H216V200H215ZM241 201L243 202L242 199H241ZM241 201H240V202H241ZM250 201H251V200H249L248 202H250ZM252 201H253V202H254V201L258 202L257 200H254V198H253ZM260 201H261V200H260ZM30 202H31V201H30ZM120 202H121V201H120ZM127 202H130V201L127 200ZM137 202H138V201H137ZM137 202H136V203H137ZM154 202H153V203H154ZM203 202H204V200H203ZM208 202L206 201V202L202 203L200 206H201V207H206V205L209 204ZM262 202H263V201H262ZM38 203H39V201H38ZM133 203H134V202H133ZM136 203H135V205H137ZM182 203H184V202H182ZM185 203H186V202H185ZM211 203H212V202H211ZM218 203H219V202H218ZM220 203H221V202H220ZM254 203H255V202H254ZM260 203H261V202H260ZM40 204H41V203H40ZM128 204H129V203H128ZM131 204H132V203H131ZM144 204H145V203H144ZM144 204H143V205H144ZM146 204H147V203H146ZM215 204H216V203H215ZM221 204H222V203H221ZM225 204H226V203H225ZM225 204H223V206H224ZM227 204H232V203H227ZM234 204H235V203H234ZM258 204H259V203H258ZM37 205H38V204H37ZM57 205H58V204H57ZM78 205H77V206H78ZM129 205H130V204H129ZM143 205H142V206H143ZM259 205H260V204H259ZM39 206H40V205H39ZM53 206H51V207H53ZM118 206H119V208H120V207H121V203H120V205L118 204ZM123 206H125V205L123 204ZM133 206H134V205H133ZM137 206H138V205H137ZM137 206H136V207H137ZM231 206H232V205H231ZM256 206H257V205H256ZM41 207H42V206H41ZM125 207H126V206H125ZM130 207H131V206H130ZM140 207H141V206H140ZM140 207H137V209H135V210H134V208H133L134 212H133V210L131 209V211L133 212V213H131V214H133V215L135 214V215H134V217H133V215L130 214L131 216L126 217V222H128L129 219H130V220H131L132 218H133V219H138V218L140 219L141 215L143 216L144 213H143L142 211H143L145 208L143 207L144 209H142V208H140ZM158 207H159V206H158ZM158 207H156V208H158ZM160 207H161V206H160ZM216 207H217V206H216ZM216 207H215V208H214L213 206L210 207V214H212V213H211V212H212V209H216ZM224 207H225V206H224ZM242 207H243V206H242ZM122 208H123V207H122ZM122 208H121V209H122ZM126 208H128V206H127ZM138 208H139L140 210L142 209L141 212H140V210H139ZM163 208H165V207H163ZM163 208H161V209H163ZM220 208L222 209V207H220ZM227 208H228V205H227ZM233 208H234V207H233ZM244 208H245V207H244ZM246 208H247V207H246ZM255 208H256V207H255ZM263 208H264V207H263ZM32 209H33V208H32ZM35 209H36V208H35ZM35 209H33V210H35ZM121 209H120V210H121ZM166 209H167V208H166ZM218 209H219V207H218ZM218 209H216V210L218 211ZM221 209H220V210H221ZM224 209H225V208H224ZM256 209H257V208H256ZM259 209H261V208H259ZM114 210H116V209H114ZM127 210H128V209H127ZM145 210H146V209H145ZM220 210H219V211H220ZM222 210H223V209H222ZM222 210H221L219 213H221ZM231 210H232V208H231ZM242 210H243V208H241L240 211L242 212ZM244 210H245V209H244ZM244 210H243V211H244ZM121 211H125L124 208H123V210H121ZM155 211H156V209H155ZM252 211H253V210H252ZM260 211H261V210H260ZM7 212H8V211H7ZM42 212H43V211H42ZM152 212H153V211H152ZM207 212H208V211H207ZM229 212H230V211H229ZM232 212H233V211H232ZM124 213H126V212H124ZM128 213H129V212H128ZM159 213H160V211H159ZM34 214H35V213H34ZM126 214H127V213H126ZM157 214H158V213H157ZM157 214H156V213H154V214H153V213L145 214V215H146V218H145L146 221H144V222H145V226H144L145 229L142 230V231H139V232H138V231L132 232V233L134 234V239L132 240L133 242L135 241V243L137 242V243H139V244L142 245V244L145 243L146 240H150L149 242L151 243V242L156 241V240L158 239V237H157V238H153V237H150V238H149V235H148V229H149L150 224H152V226H155L154 224L156 223L155 221H156V217H157L156 215H157ZM229 214H230V213H229ZM233 214H234V213H233ZM29 215H30V213H29ZM127 215H128V214H127ZM217 215H219V214L217 213ZM217 215H216V216H217ZM220 215H224L225 218H226L225 212H224V214L222 213V214H220ZM235 215H236V214H235ZM135 216H136V217H135ZM34 217H35V216H34ZM236 217H237V215H236ZM241 217H242V215H241ZM248 217H249V216H248ZM261 217H262V215H261ZM28 218H29V217H28ZM184 218H185V219L188 221V223H190V224H192L193 222H195V221H193L192 216H189L188 214H187L186 216H184ZM216 218H218V217H216ZM221 218H222V216H221ZM225 218H224V219H225ZM227 218H229V217H227ZM234 218H235V217H234ZM237 218H238V217H237ZM243 218L245 219V217H243ZM18 219H19V218H18ZM26 219H27V218H26ZM38 219H39V218H38ZM75 219H76V220H74V225H75V226H76V225H79V224L81 223V222H80V218H77V217H76ZM145 219H144V220H145ZM230 219H231V218H230ZM194 220H195V219H194ZM196 220H198V218H197ZM232 220H233V219H232ZM249 220H250V219H249ZM263 220H264V219H263ZM38 221H39V220H38ZM192 221H193V222H192ZM238 221H239V219H238ZM246 221H247V220H246ZM251 221H252V220H251ZM218 222H219V219H218ZM220 222H222V221H220ZM220 222H219V223H220ZM229 222H230V221H229ZM229 222H228V223H229ZM233 222H234V221H233ZM253 222H254V221H253ZM253 222H252V223H253ZM263 222H264V221H263ZM93 223H94V222H93ZM214 223H215V222H214ZM224 223H225V222H224ZM231 223H232V222H231ZM241 223H242V222H241ZM249 223H250V221H249ZM252 223H250V224H251L252 227H254V226L252 225ZM217 224H218V223H217ZM220 224H221V223H220ZM226 224H227V223H226ZM226 224H225V225H226ZM235 224H237V226H240V225H238V223H237L236 221H235ZM254 224H255V222H254ZM256 224H257V222H256ZM222 225H224V224H222ZM225 225H224V227H226ZM247 225H248V224H247ZM259 225H261V224H259ZM57 226H58V225H57ZM62 226H63V225H62ZM67 226H69V227H66V226H65V228H67L68 230H70V233H69V234L74 235V234H75V231L73 232V227L70 226V225H68V224H67ZM232 226H234V224H232ZM243 226H244V225H243ZM27 227H28V226H27ZM58 227H59V226H58ZM216 227H219V226H216ZM224 227L222 228V226H220L219 228H221V231H220L219 229H217L216 231H214V233H211V235H212L213 238H214V241H211V242L208 243V244H209V248H208V251H207L206 253H209V254L212 253L211 256L214 255V256H213L214 259H217V258H218V257H217V254H220L221 257L223 256V257L225 258V259H224V258L222 257V258L224 259L225 263L227 262V264H232V263L234 264L233 261H235V260H233V259H235L236 256H235V255L232 256V254H233L234 251H236V250L240 247V245H238V244H239V242H237L238 239H237V241H236L237 243L235 242V240H236V239H235V240H233V241H234V244H231L232 241L230 242L229 240H227L228 237H227L226 234H224V235L220 234V232H221V233L224 232V230H225ZM240 227H241V226H240ZM248 227H249V225H248ZM260 227H261V226H260ZM29 228H30V227H29ZM129 228H130V227H129ZM131 228H132V227H131ZM228 228H229V226H228ZM258 228H259V227H258ZM258 228H257V229H258ZM35 229H36V228H35ZM239 229H241V228H239ZM257 229H256V230H257ZM145 230H146V231H145ZM241 230H242V229H241ZM243 230H244V228H243ZM258 230L260 231V229H258ZM248 231H249V230H248ZM226 232H227V231H226ZM231 232H232V231H231ZM235 232H239V231H234V232H233V233H234L233 236L236 234ZM253 232H254V231H253ZM130 233H131V232H130ZM262 233H263V232H262ZM89 234H90V235L85 234L87 237H89V238H88V244H87L86 246H87V250L92 252V250L94 251V241L92 240V239H94V232H90ZM237 234H238V233H237ZM254 234H255V233H254ZM257 234H259V233L257 232ZM257 234H256V235H257ZM263 234H264V233H263ZM263 234H261V235H263ZM54 235H55V234H54ZM249 235H250V234H249ZM47 236H48V235H47ZM50 236H51V235H50ZM152 236H153V235H152ZM214 236H215V237H214ZM228 236H229V235H228ZM235 236H236V235H235ZM244 236H246V235H244ZM244 236H243V237H244ZM247 236H248V235H247ZM247 236H246V238H245V241H246V239H248V237L250 238V236H248V237H247ZM51 237H52V236H51ZM56 237L61 239V240H58L60 243L62 242V239L65 238L64 235H63V236H56ZM229 237H230V238H233V237H231V236H229ZM254 237H255V236H254ZM257 237H258V236H257ZM263 237H264V235H263ZM46 238H47V237H46ZM148 238H149V239H148ZM230 238H229V239H230ZM236 238H237V237H236ZM241 238H242V237H241ZM47 239H48V238H47ZM47 239H45V240L47 241ZM52 239H53V238H52ZM65 239H66V238H65ZM161 239H162V238H161ZM166 239H167V238H166ZM242 239H243V238H242ZM250 239H251V238H250ZM250 239H249V240H250ZM159 240H160V239H159ZM218 240H219L220 243H218ZM226 240L229 241L230 243H228V242L226 243ZM251 240H252V239H251ZM262 240H263V239H262ZM171 241H172V240H171ZM207 241H208V240H207ZM222 241H223V242H222ZM239 241H242V240H239ZM247 241H248V240H247ZM247 241H246V242H247ZM256 241H257V240H256ZM41 242H42V241H41ZM56 242H57V241H56ZM243 242H244V241H243ZM259 242H260V241H259ZM42 243H43V242H42ZM46 243H47V242H46ZM48 243H49V242H48ZM60 243H58L59 246H60ZM62 243H63V242H62ZM154 243H155V242H154ZM161 243H162V242H161ZM35 244H36V243H35ZM50 244H51V242H50ZM77 244H78V242H77V241H74V242H72V243H68V246H66L67 244H65V245L63 244V245H64V247H65V250H67V252H68L69 250L76 251L77 254H78V256H76V257H79V258H80L84 253H83L82 249L80 250L81 247L77 246ZM157 244L160 245L161 247H162V246L164 247L165 245H167V244L162 245V244H159V243H157ZM219 244H220V245H219ZM247 244H248V243H247ZM253 244H254V243H253ZM255 244H256V243H255ZM258 244H259V243H258ZM38 245H39V244H38ZM51 245H52V244H51ZM136 245H137L136 248H140V246H139L138 244H136ZM158 245H157V248H159ZM215 245H218V246H221V247H217V246L215 247ZM222 245H223V246H222ZM224 245H225V246H224ZM243 245H245V244H243ZM260 245H261V244H260ZM35 246H36V245H34V247H35ZM49 246H50V245H49ZM55 246H57V245H55ZM142 246H143V245H142ZM170 246H171V247L168 246L169 248L166 246V248H168V250H169V249L172 250V253H173V257H172V258L174 259V261H177V260L180 258L179 260L181 261V263L184 262V261L182 260L183 258H181V257L178 258V256H180V253L177 252V249H178L179 246H174V245H170ZM241 246H242V245H241ZM251 246H252V245H251ZM254 246H255V245H254ZM256 246H257V245H256ZM57 247H58V246H57ZM77 247H78V248H77ZM248 247H249V248H247V246H246L245 248L250 249V244L248 245ZM32 248H33V247H32ZM36 248H38V246H37ZM36 248H35V249H36ZM54 248H55V247H54ZM61 248H63V247H61ZM84 248H85V247H84ZM155 248H156V247H155ZM216 248H217V249H216ZM252 248H253V247H252ZM57 249H58V248H57ZM57 249H56V250H57ZM59 249H60V247H59ZM197 249H198V248H197ZM242 249H243V247L241 248V250H242ZM53 250H54V249H53ZM239 250H240V249H239ZM250 250H251V249H250ZM253 250H254V249H253ZM199 251H200V250H199ZM199 251H198V252H199ZM243 251H244V252H243ZM243 251L241 252L242 254L239 253V255H243L242 257L245 256L244 258H246L247 256H249L250 251H248V250H246V249H245V250L243 249ZM52 252H53V251H52ZM91 252H90V253H91ZM174 252H175V254H174ZM191 252H193V251H191ZM191 252H190V253H191ZM53 253H54V252H53ZM58 253L60 254V252H58ZM90 253H89V254H90ZM93 254H94V253H91L90 255H93ZM95 254H96V253H95ZM56 255H57V254H56ZM90 255H89V256H90ZM202 255H203V254H202ZM239 255L237 256V258L239 257ZM200 256H201V254H200ZM231 256L234 257V258H232ZM52 257H53V256H52ZM121 257H122V256H121ZM134 257H135V256H134ZM202 257H203V256H202ZM124 258H125V257H124ZM238 259H239V260H238ZM238 259H236V260L240 261V259H242V258L240 257V258H238ZM256 259H257V258H256ZM56 260H57V259H56ZM226 260H227V261H226ZM134 261H135V260H134ZM191 261H192V260H191ZM228 261H229L230 263H229ZM70 262H71V261H70ZM113 262H114V261H113ZM185 262H187V261H185ZM235 262H236V261H235ZM132 263H134V262H132ZM236 264H237V263H236Z\"/></svg>",
  "mask_w": 264,
  "mask_h": 264
}]
</instances>
